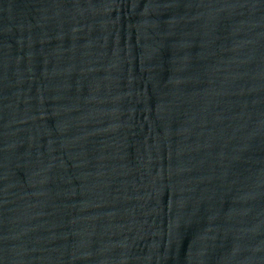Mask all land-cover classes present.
Returning a JSON list of instances; mask_svg holds the SVG:
<instances>
[{
    "label": "water",
    "instance_id": "1",
    "mask_svg": "<svg viewBox=\"0 0 264 264\" xmlns=\"http://www.w3.org/2000/svg\"><path fill=\"white\" fill-rule=\"evenodd\" d=\"M0 264H149L45 0H0Z\"/></svg>",
    "mask_w": 264,
    "mask_h": 264
}]
</instances>
